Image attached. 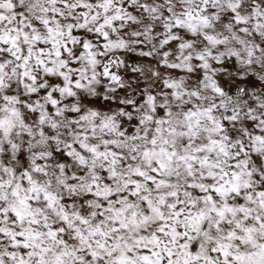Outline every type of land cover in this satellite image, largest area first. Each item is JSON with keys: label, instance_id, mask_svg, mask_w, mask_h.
I'll return each mask as SVG.
<instances>
[{"label": "snow or ice", "instance_id": "obj_1", "mask_svg": "<svg viewBox=\"0 0 264 264\" xmlns=\"http://www.w3.org/2000/svg\"><path fill=\"white\" fill-rule=\"evenodd\" d=\"M0 264H264V0H0Z\"/></svg>", "mask_w": 264, "mask_h": 264}]
</instances>
